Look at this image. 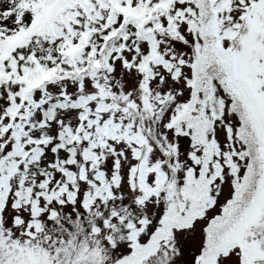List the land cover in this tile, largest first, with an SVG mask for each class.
Here are the masks:
<instances>
[{"label": "snow or ice", "instance_id": "6c2138e0", "mask_svg": "<svg viewBox=\"0 0 264 264\" xmlns=\"http://www.w3.org/2000/svg\"><path fill=\"white\" fill-rule=\"evenodd\" d=\"M0 264H264V0H0Z\"/></svg>", "mask_w": 264, "mask_h": 264}]
</instances>
